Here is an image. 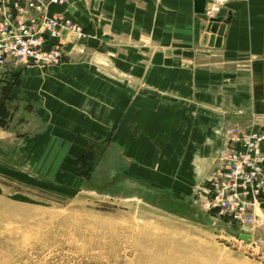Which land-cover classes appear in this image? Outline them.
Wrapping results in <instances>:
<instances>
[{"label":"crops","instance_id":"crops-1","mask_svg":"<svg viewBox=\"0 0 264 264\" xmlns=\"http://www.w3.org/2000/svg\"><path fill=\"white\" fill-rule=\"evenodd\" d=\"M195 7V0L52 5L51 14L79 22L88 40L66 37L61 66L0 68V100L17 81L6 93L0 162L27 160L39 145L114 148L124 174L184 205L207 185L232 130L264 126V0L209 9L225 21L220 47L195 42ZM190 206L200 208L194 199ZM235 226L264 243V227Z\"/></svg>","mask_w":264,"mask_h":264},{"label":"rangeland","instance_id":"rangeland-1","mask_svg":"<svg viewBox=\"0 0 264 264\" xmlns=\"http://www.w3.org/2000/svg\"><path fill=\"white\" fill-rule=\"evenodd\" d=\"M95 151L39 145L0 162V264H264V243L190 206L198 192L184 205L155 196L114 148Z\"/></svg>","mask_w":264,"mask_h":264},{"label":"built area","instance_id":"built-area-1","mask_svg":"<svg viewBox=\"0 0 264 264\" xmlns=\"http://www.w3.org/2000/svg\"><path fill=\"white\" fill-rule=\"evenodd\" d=\"M65 0H0V68L61 66L67 55L66 37L83 44V26L52 5ZM231 146L223 150L217 166L198 191L200 207L238 226L264 227V126L256 132L231 131ZM197 201V202H198Z\"/></svg>","mask_w":264,"mask_h":264},{"label":"water","instance_id":"water-1","mask_svg":"<svg viewBox=\"0 0 264 264\" xmlns=\"http://www.w3.org/2000/svg\"><path fill=\"white\" fill-rule=\"evenodd\" d=\"M211 2L212 0H195V12L198 21L194 25V38L196 43L201 40L203 46L220 47L225 30V21L221 17H208L206 8ZM239 238L248 242L252 241V236L247 233L240 234Z\"/></svg>","mask_w":264,"mask_h":264},{"label":"trees","instance_id":"trees-1","mask_svg":"<svg viewBox=\"0 0 264 264\" xmlns=\"http://www.w3.org/2000/svg\"><path fill=\"white\" fill-rule=\"evenodd\" d=\"M16 83H17V81L15 80L12 83H8L7 86L5 88H3V95L4 96L0 100V117H1L0 124H2V125L4 124L3 117L5 115V112L9 109L8 108V104H7V101H6V93L10 90L11 86L14 85V84H16ZM96 149L98 151L97 152L95 151L94 153L92 152L91 153V156H90L91 157L90 159L94 158L95 156L97 157L103 151L102 148H100V146L98 148H96Z\"/></svg>","mask_w":264,"mask_h":264},{"label":"bare ground","instance_id":"bare-ground-1","mask_svg":"<svg viewBox=\"0 0 264 264\" xmlns=\"http://www.w3.org/2000/svg\"><path fill=\"white\" fill-rule=\"evenodd\" d=\"M223 1L224 0H220V3H216L215 2L216 4H214V0H212V2L210 3V6L206 8L207 15H208L209 18H215V17L209 15V9H211L213 7L212 11H214V12L217 11L219 9V4L223 3ZM252 240H253V238H252Z\"/></svg>","mask_w":264,"mask_h":264}]
</instances>
